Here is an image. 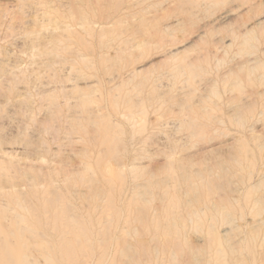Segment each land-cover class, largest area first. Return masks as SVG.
Masks as SVG:
<instances>
[{
    "label": "rangeland",
    "instance_id": "1",
    "mask_svg": "<svg viewBox=\"0 0 264 264\" xmlns=\"http://www.w3.org/2000/svg\"><path fill=\"white\" fill-rule=\"evenodd\" d=\"M0 264H264V0H0Z\"/></svg>",
    "mask_w": 264,
    "mask_h": 264
},
{
    "label": "bare ground",
    "instance_id": "2",
    "mask_svg": "<svg viewBox=\"0 0 264 264\" xmlns=\"http://www.w3.org/2000/svg\"><path fill=\"white\" fill-rule=\"evenodd\" d=\"M16 200V199H15ZM10 201V200H9ZM14 202V201H13ZM15 202H17V201H15ZM12 203V202H11ZM3 234V233H2ZM8 234V233H7ZM9 234H11V233H9ZM8 236V235H7Z\"/></svg>",
    "mask_w": 264,
    "mask_h": 264
}]
</instances>
